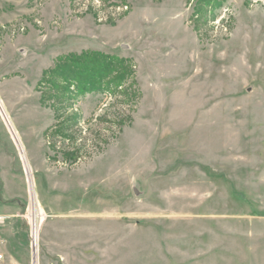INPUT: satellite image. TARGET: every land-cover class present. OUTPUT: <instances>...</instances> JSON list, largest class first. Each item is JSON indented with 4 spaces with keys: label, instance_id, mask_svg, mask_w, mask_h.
Listing matches in <instances>:
<instances>
[{
    "label": "rangeland",
    "instance_id": "1",
    "mask_svg": "<svg viewBox=\"0 0 264 264\" xmlns=\"http://www.w3.org/2000/svg\"><path fill=\"white\" fill-rule=\"evenodd\" d=\"M0 255L264 264V0H0Z\"/></svg>",
    "mask_w": 264,
    "mask_h": 264
},
{
    "label": "trees",
    "instance_id": "2",
    "mask_svg": "<svg viewBox=\"0 0 264 264\" xmlns=\"http://www.w3.org/2000/svg\"><path fill=\"white\" fill-rule=\"evenodd\" d=\"M83 68H81V70H83ZM85 74H88V76H84L83 84L87 88H89V90H91V88L95 89V90L103 89V86H104L103 85V82H104L103 79H104V76L106 75L104 72H100L99 74L89 72V73H85ZM81 77L82 76H80V78L78 77V79H75V82H79V80L81 81Z\"/></svg>",
    "mask_w": 264,
    "mask_h": 264
},
{
    "label": "bare ground",
    "instance_id": "3",
    "mask_svg": "<svg viewBox=\"0 0 264 264\" xmlns=\"http://www.w3.org/2000/svg\"><path fill=\"white\" fill-rule=\"evenodd\" d=\"M34 224H35V225H36V224L38 225L37 220H36V223L34 222ZM37 225H36V226H37ZM36 230H37V229H36ZM36 230H34V228H33V238L35 237L34 235H35Z\"/></svg>",
    "mask_w": 264,
    "mask_h": 264
},
{
    "label": "water",
    "instance_id": "4",
    "mask_svg": "<svg viewBox=\"0 0 264 264\" xmlns=\"http://www.w3.org/2000/svg\"><path fill=\"white\" fill-rule=\"evenodd\" d=\"M7 123L9 124V122H7ZM9 126H10V124H9ZM11 130H12V129H11ZM15 141H16V140H15ZM16 142L19 143L18 141H16ZM35 252H36V251H35V249H34V254H35Z\"/></svg>",
    "mask_w": 264,
    "mask_h": 264
},
{
    "label": "built area",
    "instance_id": "5",
    "mask_svg": "<svg viewBox=\"0 0 264 264\" xmlns=\"http://www.w3.org/2000/svg\"><path fill=\"white\" fill-rule=\"evenodd\" d=\"M0 258H1V255H0Z\"/></svg>",
    "mask_w": 264,
    "mask_h": 264
}]
</instances>
